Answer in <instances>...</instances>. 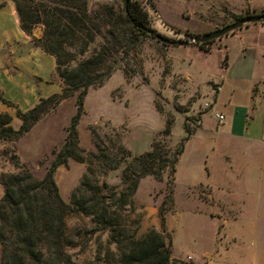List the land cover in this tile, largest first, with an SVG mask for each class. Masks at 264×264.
<instances>
[{"label":"rangeland","instance_id":"1","mask_svg":"<svg viewBox=\"0 0 264 264\" xmlns=\"http://www.w3.org/2000/svg\"><path fill=\"white\" fill-rule=\"evenodd\" d=\"M135 1L145 11L148 26L170 38H190L245 12H264V0ZM103 4L111 5L115 15L120 13L121 0H86L90 12ZM260 26L264 24L214 39L208 51L197 45H163L150 36L125 44L127 58L117 65L129 74L137 64L140 72L126 78L116 69L101 85L87 88L76 124L77 145L85 161L68 158L55 168L53 180L60 198L69 203L72 189L91 160L88 153H97L95 143L110 149L117 141L131 155H137L147 151L152 140H163L159 134L165 121L172 118L170 146L184 136L183 125L196 132L183 142L174 166L172 192H168L166 170L160 181L150 176L138 181L130 214L136 223L135 236L149 230L160 232L163 209L164 230L171 240V264H264V167L259 172L252 154L236 153L226 135L231 113L238 131L249 130L255 114L260 126L264 116V29ZM101 43V37L95 36L84 56ZM53 72L54 60L48 81L56 84L59 92L60 82ZM221 82L219 103L213 105L216 83ZM256 83L259 91L253 95ZM230 94L235 103L232 110L227 101ZM8 110L10 124L16 129L19 120L12 107ZM74 111L72 95L49 109L22 135L0 141V174L19 172L11 160L15 156L17 166L29 168L40 178L61 147ZM215 112H222L221 124L214 118ZM123 166L121 162L103 175L97 172L98 182L120 188ZM64 223L74 242L66 247L72 260L77 264H112L108 254L115 252V246L108 244L106 231L86 233L94 225L79 213L67 215Z\"/></svg>","mask_w":264,"mask_h":264},{"label":"trees","instance_id":"2","mask_svg":"<svg viewBox=\"0 0 264 264\" xmlns=\"http://www.w3.org/2000/svg\"><path fill=\"white\" fill-rule=\"evenodd\" d=\"M10 1L19 28L30 36L31 45L53 58V74L60 82V91L39 98L25 111L0 95V102L12 107L14 117L19 120L14 129L11 116L0 112V141L22 135L49 109L72 95L75 111L65 127L61 147L52 155L40 178H35L29 168L17 166L15 156L11 160L19 172L0 174V264H77L66 251L74 242L66 231L64 218L72 213L89 217L94 226L86 233L107 232L108 244L115 246V252L108 254L112 264H171V240L164 230V210L159 214L160 232L149 230L136 237V223L130 218L132 200L142 177L160 181L165 170L169 176L168 192H172L175 163L183 142L195 129L189 130L183 125L184 136L175 146H170L172 118H169L159 134L163 140H152L149 149L137 155H131L117 141L111 143L110 149L95 143L97 153H88L91 160L72 189L68 204L60 198L53 180L55 168L64 165L68 158L85 161L83 150L77 145L76 131L83 112V97L89 86L101 85L113 71L121 69L117 62L127 58L125 44L136 43L140 36L152 37L147 33L151 28L146 13L132 0H121L117 15L107 4L90 12L86 0ZM35 27L41 29L37 38L31 35ZM95 36H100L102 43L84 56ZM212 41L197 46L208 51ZM121 70L126 78L140 72L137 64L129 74ZM155 109L160 112V108L155 106ZM91 134L95 135L93 130ZM121 162L124 166L120 172V188L98 182L97 172L103 175Z\"/></svg>","mask_w":264,"mask_h":264},{"label":"crops","instance_id":"3","mask_svg":"<svg viewBox=\"0 0 264 264\" xmlns=\"http://www.w3.org/2000/svg\"><path fill=\"white\" fill-rule=\"evenodd\" d=\"M0 4H2L0 7V95L16 105L18 109L20 108L21 111H25L32 107L39 98H44L57 91L56 84L48 81L53 59L50 55L31 45L30 36L19 28L13 3L10 0H0ZM250 25L254 26L255 24H249L245 28H249ZM260 27L259 29H264V26ZM31 35L39 37L41 35L40 27H35ZM216 84L213 105L219 103L220 92L223 88L222 82ZM254 89L253 95L259 91L258 83ZM231 99L232 94L227 98L232 110L235 103ZM8 108L0 102V112L9 113ZM215 113L222 114V112ZM230 116L232 120H230L226 132L229 141L235 146L236 153L240 152L241 156L247 153L252 154L251 159L258 166V171L261 172L264 167V116L259 126L255 114L254 119L250 120L249 130L244 129L243 131H238L234 127L235 117L232 113ZM195 132L189 136V139L195 135Z\"/></svg>","mask_w":264,"mask_h":264},{"label":"water","instance_id":"4","mask_svg":"<svg viewBox=\"0 0 264 264\" xmlns=\"http://www.w3.org/2000/svg\"><path fill=\"white\" fill-rule=\"evenodd\" d=\"M264 24V12L247 14L236 18L235 20L219 27L214 30L204 32L201 34L193 35L190 38H170L155 32L152 29L147 31L155 40L167 46H192L199 43L220 38L229 32L240 29L241 27L249 24Z\"/></svg>","mask_w":264,"mask_h":264},{"label":"built area","instance_id":"5","mask_svg":"<svg viewBox=\"0 0 264 264\" xmlns=\"http://www.w3.org/2000/svg\"><path fill=\"white\" fill-rule=\"evenodd\" d=\"M132 1H134V2H136L135 0H132ZM137 3V2H136ZM138 4V3H137ZM139 6V5H138ZM140 7V6H139ZM144 11V10H143ZM145 12V11H144ZM161 25H163V24H161ZM205 106H207V104L205 103L204 104ZM214 117H215V119L217 120V122L218 123H220V122H222L223 121V119H224V117L222 116V114H220V113H215L214 114Z\"/></svg>","mask_w":264,"mask_h":264}]
</instances>
